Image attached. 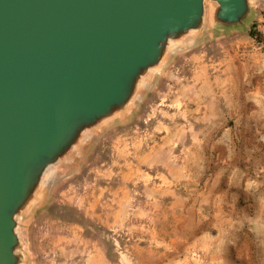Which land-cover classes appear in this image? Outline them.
Segmentation results:
<instances>
[{"label": "rangeland", "instance_id": "obj_1", "mask_svg": "<svg viewBox=\"0 0 264 264\" xmlns=\"http://www.w3.org/2000/svg\"><path fill=\"white\" fill-rule=\"evenodd\" d=\"M253 9L173 51L49 183L23 220L25 264H264V0Z\"/></svg>", "mask_w": 264, "mask_h": 264}, {"label": "water", "instance_id": "obj_2", "mask_svg": "<svg viewBox=\"0 0 264 264\" xmlns=\"http://www.w3.org/2000/svg\"><path fill=\"white\" fill-rule=\"evenodd\" d=\"M253 11V0H0V264L27 263L33 204L170 54L207 26L246 28Z\"/></svg>", "mask_w": 264, "mask_h": 264}, {"label": "bare ground", "instance_id": "obj_3", "mask_svg": "<svg viewBox=\"0 0 264 264\" xmlns=\"http://www.w3.org/2000/svg\"><path fill=\"white\" fill-rule=\"evenodd\" d=\"M50 238H51V237H50ZM52 238H53V237H52ZM46 240H47V239H46ZM60 243H61V242H60ZM42 246H43V245H42ZM57 249H58V248H57ZM54 250H55V249H54ZM45 260H46V259H45ZM40 262H41V261H40ZM42 262H43V261H42ZM44 262H46V261H44ZM38 263H39V262H38ZM38 263H37V264H38Z\"/></svg>", "mask_w": 264, "mask_h": 264}]
</instances>
